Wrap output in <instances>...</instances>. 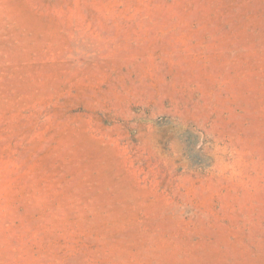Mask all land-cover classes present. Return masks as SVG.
I'll return each instance as SVG.
<instances>
[{
	"label": "rangeland",
	"instance_id": "374dc122",
	"mask_svg": "<svg viewBox=\"0 0 264 264\" xmlns=\"http://www.w3.org/2000/svg\"><path fill=\"white\" fill-rule=\"evenodd\" d=\"M0 264H264V0H0Z\"/></svg>",
	"mask_w": 264,
	"mask_h": 264
}]
</instances>
